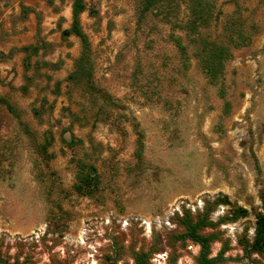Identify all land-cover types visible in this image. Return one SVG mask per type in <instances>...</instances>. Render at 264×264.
I'll return each mask as SVG.
<instances>
[{
	"label": "rangeland",
	"instance_id": "374dc122",
	"mask_svg": "<svg viewBox=\"0 0 264 264\" xmlns=\"http://www.w3.org/2000/svg\"><path fill=\"white\" fill-rule=\"evenodd\" d=\"M83 1L92 82L108 100L66 80L79 52L76 38L60 36L69 0H0V98L12 109L0 103V259L135 264L143 253L146 264H195L198 247L177 238V220L207 210L211 256L225 246L217 264H264L239 245L262 212L264 0H211L215 17L199 35L230 52L214 85L194 45L181 62L169 36L185 45L183 33L151 12L137 22L140 0ZM176 14L186 18L181 2ZM230 23L241 44L237 34V45L227 41ZM29 45L39 49L24 70ZM47 135L50 159L40 153ZM77 160L98 174L91 197L72 190ZM234 206L245 217L232 221Z\"/></svg>",
	"mask_w": 264,
	"mask_h": 264
},
{
	"label": "trees",
	"instance_id": "16d2710c",
	"mask_svg": "<svg viewBox=\"0 0 264 264\" xmlns=\"http://www.w3.org/2000/svg\"><path fill=\"white\" fill-rule=\"evenodd\" d=\"M47 5L51 4V0H44ZM63 2L64 0H58ZM70 1V23L68 28L61 30L60 36L64 38L74 37L79 44V52L77 57L73 60L72 70L67 74L66 80L71 84L80 86L85 92L90 94H100L92 82L93 66L90 58V45L87 36L81 29L79 17L86 11V6L83 0H69ZM181 2L187 15L184 20H180L177 17L178 3ZM214 5L211 0H140L139 5L136 8L137 22H139L146 13L151 12L154 15H158L162 21L169 25L171 30H176L183 33L186 44L182 43V39L178 36H169L170 41L175 46L180 60L183 64L187 62L186 47L194 45L193 51L194 57L197 59L199 67L209 84L214 85L220 78L223 63L230 57V52L226 46L208 41L199 35V29L207 27L209 21L215 17L213 15ZM225 31L228 32L227 41L233 42L234 45L241 44L243 37H241L239 31L234 30V25L229 24L225 26ZM237 34L236 40L230 38L231 35ZM38 45H29L20 48V51L24 54V70L28 68V58L31 55H35L38 50ZM43 66H49V64H42ZM25 86H22L21 90L25 91L26 85L30 81L29 78H25ZM102 97L108 100V96L102 94ZM0 103L3 104L6 109L12 111L11 107L0 98ZM63 143L66 147H73L81 143L80 140H69ZM136 150L135 155L138 156L142 150L141 135L138 132L136 137ZM51 144V137L47 135L43 144L40 146V153L45 159H50L51 154L46 153V149ZM76 171L74 174V183L72 185L73 192L82 197H91L98 189L99 179L95 168L82 160H77L75 163ZM259 199L261 202L262 212H256L254 215V225L252 230V237L250 240L243 238L239 245L244 257L248 258L250 255L255 254L258 256H264V191L260 192ZM227 204L224 198L217 199L213 202L215 204ZM208 212L205 210L203 213L195 216H190L187 211H184L182 216L178 218L177 223L182 229V232L177 238L182 242H190L198 247V253L195 258V264H217L223 261V253L225 252V246H222L216 255L211 256L210 245L216 241V234L214 232L203 233L204 229H212L215 224L208 218ZM246 215V211L234 206L231 212V220L243 218ZM135 264H146L147 254H137L133 256ZM0 264H6L0 259ZM16 264V263H13Z\"/></svg>",
	"mask_w": 264,
	"mask_h": 264
}]
</instances>
